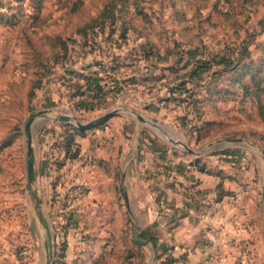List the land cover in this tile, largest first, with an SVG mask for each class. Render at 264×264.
<instances>
[{"label": "rangeland", "instance_id": "1", "mask_svg": "<svg viewBox=\"0 0 264 264\" xmlns=\"http://www.w3.org/2000/svg\"><path fill=\"white\" fill-rule=\"evenodd\" d=\"M113 159L121 195L123 159L242 194L222 227L242 216L254 256L233 264H264V0H0V264H147L157 227L92 193Z\"/></svg>", "mask_w": 264, "mask_h": 264}, {"label": "crops", "instance_id": "2", "mask_svg": "<svg viewBox=\"0 0 264 264\" xmlns=\"http://www.w3.org/2000/svg\"><path fill=\"white\" fill-rule=\"evenodd\" d=\"M115 153H117V146L114 155ZM128 155L125 153L126 157ZM114 162V159L110 162L111 171L107 172L98 169L97 165L98 170L91 176L92 182L94 180L97 186L92 193L104 198L102 203L113 210L111 212L116 215V218L120 212L123 217V213L130 214L134 211L138 214L137 218L139 217L138 228L145 229L148 225L150 229L157 227L158 243L171 247L170 251L174 257L172 264L202 262L233 264L238 259L249 261L252 259L254 248L247 240L246 231L249 229V224L243 221V217L238 215L239 220H235L236 241H226L222 227L227 217L231 216L232 210L236 211L235 204H231L234 199L231 198H239L242 194L226 196V194L220 195L222 192L219 190L204 189L208 185V179L200 171H195V177L198 179L201 191L196 194L193 192L187 194L183 188H180L181 182L186 183L182 175L175 177V174L170 176L156 174L154 173L156 162L150 159L138 162V166L131 171V161L123 159L121 181L125 189L121 195L117 189L116 174L113 171ZM242 192L245 193V191ZM119 195L122 198L121 202L118 200ZM96 205L102 204L97 200ZM129 223L127 218L122 221H111L110 229L113 230V236L118 235L119 230L127 228ZM114 242L117 243L116 240ZM141 243L151 249L149 256H146L147 264H157L156 254L158 255L159 251L153 243L147 239L141 240Z\"/></svg>", "mask_w": 264, "mask_h": 264}, {"label": "water", "instance_id": "3", "mask_svg": "<svg viewBox=\"0 0 264 264\" xmlns=\"http://www.w3.org/2000/svg\"><path fill=\"white\" fill-rule=\"evenodd\" d=\"M110 114H111V112L106 113L101 118L102 119L106 118ZM60 118H62L63 120L71 119V117L68 115L60 116ZM73 118L76 120V123L78 124V126L80 128H85V126L87 125V124H83V123L79 122L75 117H73ZM101 118H98L96 120H99ZM30 124H31V119H29L28 122L26 123V130H25L26 131V142H27V175H28L29 184L34 180L35 174H36L35 165H34V148L32 145V133H31ZM232 141L239 142V141H241V139L240 138H233ZM189 150H191V149H189ZM262 202H263V213H264V186L262 188ZM133 236H134V238H136V233H134ZM47 264H49V262H47Z\"/></svg>", "mask_w": 264, "mask_h": 264}, {"label": "trees", "instance_id": "4", "mask_svg": "<svg viewBox=\"0 0 264 264\" xmlns=\"http://www.w3.org/2000/svg\"><path fill=\"white\" fill-rule=\"evenodd\" d=\"M149 236H151L150 239L153 245L159 251L158 253L159 259H161L162 261L166 260L167 261L166 264H172L174 261V257L172 256V253L170 251L171 247L164 243L159 244L157 241V236L155 234L150 233Z\"/></svg>", "mask_w": 264, "mask_h": 264}]
</instances>
